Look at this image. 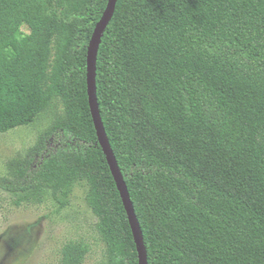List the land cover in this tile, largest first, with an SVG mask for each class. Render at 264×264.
<instances>
[{"label":"trees","instance_id":"trees-1","mask_svg":"<svg viewBox=\"0 0 264 264\" xmlns=\"http://www.w3.org/2000/svg\"><path fill=\"white\" fill-rule=\"evenodd\" d=\"M141 0H118L97 60L101 117L127 184L148 264H264V0H158L126 31ZM110 0H0V134L62 101L67 119L42 135L18 174L0 175L17 205L46 195L64 208L88 187L106 264H139L131 224L91 114L88 49ZM139 5V4H138ZM135 14V13H134ZM146 82L150 123L213 169L138 149L128 76ZM153 227L144 203L162 200ZM155 225V221H154ZM88 247L69 244L63 264Z\"/></svg>","mask_w":264,"mask_h":264},{"label":"rangeland","instance_id":"rangeland-1","mask_svg":"<svg viewBox=\"0 0 264 264\" xmlns=\"http://www.w3.org/2000/svg\"><path fill=\"white\" fill-rule=\"evenodd\" d=\"M158 0H141L134 5V13L126 31L127 53L133 29L153 15ZM128 100L130 119L138 133V149L159 155L168 163L184 160L195 172L212 183H218L213 169L197 161L183 142L156 129L144 111V102L152 99L149 85L130 73ZM67 115L61 100L56 99L34 123L0 134V175L15 177L25 165L27 155L39 147L43 134L65 121ZM162 200L148 198L145 209L153 227L159 228L158 213L170 200V192L162 188ZM88 187L75 184L64 208L46 195H35L30 202L17 205V198L0 190V264H63L64 249L69 244L88 247L82 264H106L107 246L98 229L99 220L90 208Z\"/></svg>","mask_w":264,"mask_h":264},{"label":"water","instance_id":"water-1","mask_svg":"<svg viewBox=\"0 0 264 264\" xmlns=\"http://www.w3.org/2000/svg\"><path fill=\"white\" fill-rule=\"evenodd\" d=\"M118 0H110L108 8L105 12L104 17L98 23L92 40L90 42V46L88 49V68H87V83H88V97L89 104L91 109V114L94 120V124L97 131V136L100 141V145L103 149L104 154L107 157L108 163L110 165V169L112 171L113 177L117 184L118 190L122 197L130 224L133 232V236L135 239L139 264H148V256L147 250L144 243V238L142 235L141 227L136 215V210L134 204L132 202L127 184L125 182L124 176L119 167L118 161L115 157L113 149L111 147L102 117L100 112V107L98 103V95H97V84H96V76H97V60H98V52L100 49V45L102 43L103 34L106 30L107 26L111 22L115 10L117 7Z\"/></svg>","mask_w":264,"mask_h":264}]
</instances>
